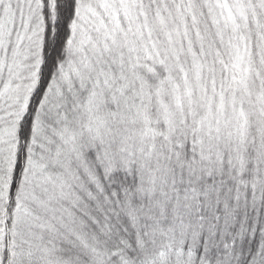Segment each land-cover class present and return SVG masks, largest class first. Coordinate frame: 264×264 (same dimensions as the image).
I'll return each instance as SVG.
<instances>
[{
    "label": "snow or ice",
    "instance_id": "obj_1",
    "mask_svg": "<svg viewBox=\"0 0 264 264\" xmlns=\"http://www.w3.org/2000/svg\"><path fill=\"white\" fill-rule=\"evenodd\" d=\"M0 264H264V0H0Z\"/></svg>",
    "mask_w": 264,
    "mask_h": 264
}]
</instances>
